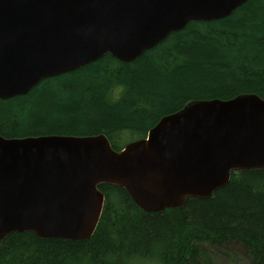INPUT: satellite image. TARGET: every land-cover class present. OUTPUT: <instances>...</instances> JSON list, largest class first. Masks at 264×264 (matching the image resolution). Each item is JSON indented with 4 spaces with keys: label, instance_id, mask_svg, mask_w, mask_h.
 <instances>
[{
    "label": "water",
    "instance_id": "95a60500",
    "mask_svg": "<svg viewBox=\"0 0 264 264\" xmlns=\"http://www.w3.org/2000/svg\"><path fill=\"white\" fill-rule=\"evenodd\" d=\"M34 1L39 10L25 7ZM248 1L0 0V100L105 55L134 62L189 22L225 19ZM252 169L264 170V100L255 94L190 102L120 151L104 135L0 136V243L25 232L90 238L101 185L161 213L208 199L232 173Z\"/></svg>",
    "mask_w": 264,
    "mask_h": 264
},
{
    "label": "trees",
    "instance_id": "16d2710c",
    "mask_svg": "<svg viewBox=\"0 0 264 264\" xmlns=\"http://www.w3.org/2000/svg\"><path fill=\"white\" fill-rule=\"evenodd\" d=\"M244 94L264 100V0L222 20L189 22L134 62L105 55L0 100V136L104 135L120 151L190 102ZM98 189L104 207L90 238L12 233L0 243V264H209L204 246H237L249 264H264L263 169L232 173L210 198L161 213H145L122 188Z\"/></svg>",
    "mask_w": 264,
    "mask_h": 264
},
{
    "label": "rangeland",
    "instance_id": "374dc122",
    "mask_svg": "<svg viewBox=\"0 0 264 264\" xmlns=\"http://www.w3.org/2000/svg\"><path fill=\"white\" fill-rule=\"evenodd\" d=\"M208 258L210 259L209 264H249L250 260L248 255L243 249L232 246L228 248H214L204 246ZM141 264H160L158 261Z\"/></svg>",
    "mask_w": 264,
    "mask_h": 264
},
{
    "label": "bare ground",
    "instance_id": "6f19581e",
    "mask_svg": "<svg viewBox=\"0 0 264 264\" xmlns=\"http://www.w3.org/2000/svg\"><path fill=\"white\" fill-rule=\"evenodd\" d=\"M27 4L28 5H26L25 7H36L39 10L37 1L31 2V3H27ZM41 11H43V9H41Z\"/></svg>",
    "mask_w": 264,
    "mask_h": 264
}]
</instances>
